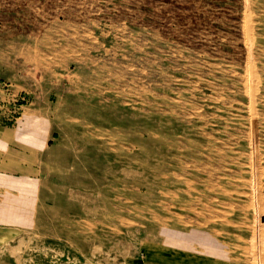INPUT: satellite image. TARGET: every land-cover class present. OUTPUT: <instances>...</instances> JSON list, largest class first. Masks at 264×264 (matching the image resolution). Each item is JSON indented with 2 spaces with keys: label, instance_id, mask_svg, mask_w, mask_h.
Wrapping results in <instances>:
<instances>
[{
  "label": "rangeland",
  "instance_id": "rangeland-1",
  "mask_svg": "<svg viewBox=\"0 0 264 264\" xmlns=\"http://www.w3.org/2000/svg\"><path fill=\"white\" fill-rule=\"evenodd\" d=\"M31 104L46 199L0 264H148L205 235L264 264V0H0V122Z\"/></svg>",
  "mask_w": 264,
  "mask_h": 264
},
{
  "label": "crops",
  "instance_id": "crops-1",
  "mask_svg": "<svg viewBox=\"0 0 264 264\" xmlns=\"http://www.w3.org/2000/svg\"><path fill=\"white\" fill-rule=\"evenodd\" d=\"M55 132L50 113L34 104L23 111L15 124L0 122L1 241H8L19 227H31L41 218L39 209L47 193L43 172L48 152L55 145ZM216 241L212 245L206 235L200 237L197 256L184 249L172 254L169 247L157 246L152 249L153 258L148 264H239L233 245L230 243L228 251L223 241Z\"/></svg>",
  "mask_w": 264,
  "mask_h": 264
},
{
  "label": "bare ground",
  "instance_id": "bare-ground-1",
  "mask_svg": "<svg viewBox=\"0 0 264 264\" xmlns=\"http://www.w3.org/2000/svg\"><path fill=\"white\" fill-rule=\"evenodd\" d=\"M2 1H3V0H2ZM75 3H76V2H75ZM44 4H45V3H44ZM72 4H73V3H72ZM35 7H36V6H35ZM68 9H69V8H68ZM71 11H72V10H71ZM71 11H70V12H71ZM31 12H32V11H31ZM85 13H86V12H85ZM58 14H59V13H58ZM15 15H16V14H15ZM50 16H51V15H50ZM70 16H71V15H70ZM42 17H43V16H42ZM51 17H52V16H51ZM51 17H50V19H51ZM74 18H75V17H74ZM71 20H72V19H71ZM64 22H65V21H64ZM65 23H66V22H65ZM65 23H64V24H65ZM68 23H69V22H68ZM72 24H75V23L73 22ZM53 25H54V24H53ZM55 25H56V24H55ZM67 25H68V24H67ZM57 26H58V25H57ZM57 26H55V27H57ZM61 26H62V25H61ZM48 27H49V26H48ZM58 27H59V26H58ZM62 27H64V26H62ZM60 28H61V27H60ZM60 28H59V29H60ZM70 28H71V27H70ZM48 29H49V28H48ZM68 29H69V27H68ZM49 30H50V29H49ZM76 30H77V29H76ZM76 30L74 31V33L77 32ZM250 30H251V28H250ZM65 31H66V30H65ZM50 33H51V32H50ZM77 33H78V32H77ZM86 33H87V32H86ZM44 34H45V33H44ZM52 34H53V33H52ZM59 34H60V33H59ZM69 34H70V32H69ZM72 34H73V33H72ZM248 34H250V33L248 32ZM45 35H46V34H45ZM54 35L57 36L56 34H54ZM67 35H68V33H67ZM88 35H89V34H88ZM68 36H69V35H68ZM68 36H67V37H68ZM249 36H250V38H251V35H249ZM49 37H50V36H49ZM86 37H88V36H86ZM12 38H13V37H12ZM69 38H70V37H69ZM74 38L76 39V37L73 36V39H74ZM36 39H37V38H36ZM57 39H58V38H57ZM75 39H74V40H75ZM79 39H80V38H79ZM37 40H38V39H37ZM47 40H48V39H47ZM49 40H50V39H49ZM52 40H55V39L52 38ZM66 40H67V39H66ZM81 40H83V39H81ZM84 40H85V39H84ZM84 40H83V41H84ZM92 40H93V37H92ZM94 40L96 41L95 38H94ZM40 41H41V40H40ZM40 41H39V42H40ZM42 41H43V40H42ZM67 41H68V40H67ZM89 41H90V39H89ZM45 42H46V40H45ZM54 42H55V41H54ZM70 42H71V41H70ZM72 42H73V41H72ZM75 42H76V41H75ZM41 43H42V42H41ZM87 43H88V42H87ZM33 44H34V43H33ZM50 44H51V43H50ZM52 44H53V43H52ZM63 44H64V43H63ZM66 44H67V42H66ZM76 44H77V43H76ZM82 44L84 45V44H86V43H83V42H82ZM40 45H41V44H40ZM43 45H44V44H43ZM53 46H55V45H53ZM69 46H70V45H69ZM80 46H82L81 43H80ZM84 46H85V45H84ZM89 46H90V45H89ZM91 46H92V45H91ZM34 47H35V46H34ZM86 47H87V46H86ZM46 48H47V47H46ZM48 48H49V47H48ZM58 48H59V47H58ZM65 48H67V47H65ZM82 48H83V46H82ZM94 48H95V47H93L92 49H94ZM26 49H27V48H26ZM28 49H31V48H28ZM63 49H64V48H62V50H63ZM72 49H73V48H72ZM76 49H77V48H76ZM86 49H87V48H86ZM90 49H91V48H90ZM92 49H91V50H92ZM96 49H97V48H96ZM135 49H136V47H135ZM33 50H37V49L34 48ZM45 50H46V49H45ZM54 50H55V49H54ZM54 50H53V51H54ZM65 50H66V49H65ZM68 50H69V49H68ZM68 50H67V51H68ZM80 51H81V50H80ZM124 51H125V50H124ZM36 52H37V51H36ZM72 52H74V51H72ZM37 53H38V52H37ZM51 53H52V52H51ZM76 53H77V50H76ZM80 53H81V52H79L78 54H80ZM89 53H90V52H89ZM89 53H88V55H89ZM41 54H42V53H41ZM44 54H45V52H44ZM74 54H75V53H74ZM34 55H35V54H34ZM54 55H55V54H54ZM88 55H87V56H88ZM90 55H91V53H90ZM38 56H39V54H38ZM45 56H46V55H45ZM45 56H43V57H45ZM68 56H69V55H68ZM70 56H71V55H70ZM124 56H125V55H124ZM35 57H36V56H35ZM35 57H34V58H35ZM43 57H42V58H43ZM58 57H59V56H58ZM60 57H61V56H60ZM73 57H76V56H73ZM80 57H81V56H80ZM36 58H37V57H36ZM56 58H57V57H56ZM63 58H64V57H63ZM63 58H61V59H63ZM83 58H84V57H83ZM254 58H256V57H254ZM43 59H45V58H43ZM57 59H58V58H57ZM249 59H250V58H249ZM31 60H32V59H31ZM37 60H38V59H37ZM75 60H76V59H75ZM90 60H91V59H90ZM90 60H89V61H90ZM35 61H36V59H35ZM86 61H87V60H86ZM46 62H47V61H46ZM54 62H55V61H54ZM85 63H86V62H85ZM89 64H90V63H89ZM54 65H55V64H54ZM72 65H73V64H72ZM92 65H93V64H92ZM38 66H39V65H38ZM79 66H80V65H79ZM84 66H85V64H84ZM23 67H24V66H23ZM109 84H110V83H109ZM106 85H107V84H106ZM177 89L180 90V88H177ZM175 92H177V90H175ZM87 93H88V92H87ZM177 93H178V92H177ZM137 94H138V92H137ZM138 95H139V94H138ZM136 96H137V95H136ZM76 97H77V96H76ZM115 97H116V96H115ZM65 99H66V98H65ZM78 99H79V98H78ZM134 99H135V98H134ZM115 100H116V99H115ZM122 100H123V99H122ZM172 100H173V99H172ZM117 101H118V100H117ZM119 101H120V100H119ZM57 102H58V101H57ZM77 102H78V101H77ZM80 103H81V102H80ZM115 103H116V102H115ZM117 103H118V102H117ZM120 103H121V102H120ZM117 105H118V104H117ZM112 106H113V105H112ZM114 106H115V105H114ZM83 107H84V106H83ZM88 107H89V106H88ZM92 108H93V106H92ZM56 109H57V108H56ZM80 109H81V108H80ZM87 109H88V108H87ZM87 109H86V110H87ZM94 109H95V108H94ZM171 110H172V109H171ZM172 111H173V110H172ZM54 112H55V111H54ZM57 112H58V111H57ZM87 112H88V111H87ZM166 112H167V111H166ZM54 114H55V113H54ZM251 114H252V113H251ZM260 115H261V114H260ZM262 115H263V114H262ZM56 116H57V115H56ZM52 117H53V115H52ZM107 128H108V127H107ZM84 130H85V129H84ZM127 130H129V129H127ZM134 130H135V129H134ZM113 132H114V131H113ZM136 133H137V132H136ZM112 134H113V133H112ZM67 136H68V135H67ZM70 137H71V136H70ZM152 137H153V136H152ZM93 140H94V139H93ZM110 140H111V139H110ZM110 140H109V141H110ZM105 143H106V142H105ZM132 144H133V143H132ZM106 145H108V144H106ZM124 145H125V144H124ZM133 145H134V144H133ZM82 147H83V146H82ZM111 147H112V145H111ZM119 149H120V148H119ZM111 150H112V149H111ZM115 150H116V149H115ZM256 151H257V150H256ZM51 152H52V151H51ZM250 156H251V155H250ZM135 159H136V158H135ZM66 165H67V164H66ZM254 165H255V164H254ZM257 166H258V165H257ZM259 167H260V166H259ZM259 167H257V168H259ZM260 168H261V167H260ZM260 168H259V169H260ZM254 170H255V169H254ZM254 170H252V171H254ZM256 176H257V175H256ZM116 181H117V180H116ZM243 183H244V182H243ZM255 183H256V182H255ZM245 184H246V183H245ZM247 184H248V183H247ZM253 186H254V185H253ZM255 191H256V190H255ZM189 201H190V200H189ZM248 204H249V203H248ZM253 204H254V203H253ZM187 205H188V204H187ZM245 205H246V204H245ZM259 205L262 207L261 204H259ZM189 206H190V205H189ZM190 209H191V208H190ZM261 209H262V208H261ZM259 210H260V209H259ZM252 226H253V225H252ZM260 230H261V229H260ZM261 231H262V230H261ZM258 234H259V233H258ZM242 239H243V238H242ZM250 251H251V250H250ZM252 252H253V250H252ZM254 253H255V252H254ZM255 254H257V253H255ZM259 255H260V254H259ZM257 256H258V255H257ZM263 257H264V256H263ZM255 263H256V262H255Z\"/></svg>",
  "mask_w": 264,
  "mask_h": 264
}]
</instances>
